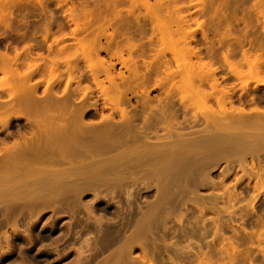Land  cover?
<instances>
[{
    "label": "rangeland",
    "instance_id": "obj_1",
    "mask_svg": "<svg viewBox=\"0 0 264 264\" xmlns=\"http://www.w3.org/2000/svg\"><path fill=\"white\" fill-rule=\"evenodd\" d=\"M17 1L18 0H11L13 4H10V9L8 10L10 17L9 26L5 27L2 23H0V56L6 54L5 56L8 55L9 60H12L10 57L14 58L15 55L21 54V57H15L16 59L14 58L12 62H7V59L6 63L3 65L0 64V70L2 71H0V150L3 149L4 146L10 147L14 143H19L22 141V137H26L28 140V137H34L35 133L39 132L38 124H34V121L36 120L34 116H38L37 118H40V115L42 114L39 112L38 114L35 113L33 108L29 105L25 108V105L27 104H21L22 106H18L16 100L21 97L22 91H19V94L21 95H17L16 93V96L18 97L17 99H13V97L10 98L6 95L9 93L7 91L8 88L11 90L10 87L17 89H20V87L23 89L26 88H24L22 83L26 85L28 82L25 81V79V82L22 81V78L25 76L23 73L32 66H28L29 62H35L34 64L38 63V65L33 66L35 68L37 67L36 71H34V68H31V70L34 69V72L32 71L33 73H30V70V72L28 71L29 73H27L29 77H26L27 75L25 76L26 79L29 78V83L27 86H36L35 88L33 87L34 89L32 87L29 88L31 90L28 89L29 92L31 91L30 94L34 99H38L36 96L39 97L41 95H43V98H46L47 95H53L55 91L58 96L61 95V92L65 95L69 94L72 98L77 95L79 96L75 97L76 99L70 98L73 101L69 102L70 99L67 101L65 95L59 97L54 95L57 97L54 98L57 103L68 102L66 103V106L63 104L64 108L62 105H59L53 106L50 109L51 112L48 114L50 117L55 119V122L57 123L56 125H62V122L65 123L66 119L70 118V115L73 116L72 112L75 113L74 115L82 113L84 115L82 116V121L84 120V126L87 123L86 125L88 127H85L88 129L96 127V133L98 132L99 127L105 124L104 122L103 124H100V122L106 119H110L105 121L106 123H109L110 126L119 128L114 131L115 133H119L120 131L123 132L124 129L120 130V128L122 129L125 126L123 125L125 122H123V119L120 116V113H118L119 111L117 112L116 108L114 109L115 111L112 110L115 105H118L121 109L126 110L125 113L129 118H131L132 123L135 122L134 124L139 126V128L142 126L144 127V124L147 122V128L145 125V128L140 130L135 125L136 128H138V130L135 131L137 134H139V130L140 132L148 133L147 135H149V138L152 136L150 139H152L153 142L155 141L156 136L159 137V135L156 134L160 133L161 138L166 135L165 129L167 127L170 129L175 127L176 132H179L178 134L182 132L184 135H180L185 137L192 135L195 136L196 134L199 135V133L200 135L211 134L208 132L209 129L211 132H213L212 129H214V124L212 125V122L210 123L211 125L207 123V125H210L208 126V129L206 128L207 125L204 123V120L207 122L206 119L209 118L208 116L211 115L212 110L217 108L218 105L215 106L217 103L215 101L214 104L213 101L215 98H217L215 97L217 95L215 92L217 93V91L210 93L211 88L210 86H207L209 85V82H206L211 81L209 76L208 77L210 79L205 76L209 70L205 72L208 66H204V61H207L208 59V61L212 60L213 64H211L212 67L210 68L217 69V71H215V78H217L216 80L220 84L219 87H225L230 91L229 92L227 90L229 93H231V100L233 103L232 105L237 108L242 107L246 112H250L253 106L264 109V0H214V2H212L214 3L213 9L215 7L218 9H216L217 11L214 9L215 12H209L210 10H213V4L210 7V0H208L210 4L207 0H164L165 4L168 2L169 5L163 4L162 0V4L160 5L156 3L157 1L154 2V0H134V3L132 0ZM9 3L7 2V4ZM155 3L159 6L157 10H154L157 7ZM161 5H163V9ZM202 5L204 8L200 9L199 6ZM207 5H209V8L211 9H209ZM1 8L2 7L0 6V10ZM206 8L209 9L207 12L204 11ZM162 10H165L166 12L169 11L170 13H163ZM220 10L221 12L225 10V12H223V14L226 15L225 17L224 15H220L221 12L218 14ZM88 12L92 13V15L88 16L90 14H88ZM152 12L154 18L158 20L159 18H157V16L161 14L160 12L163 13V15H160V17L162 16L160 19L161 22L163 21L162 24H164V26L166 25L165 27H167V30H164L165 27L162 31L160 30L162 29V27L160 28L161 25L158 26L160 21L159 23L156 22L157 25H153L154 27L158 26L157 28H160H155L158 30V33L155 32L156 30H151L154 29L152 28L153 22H150L151 24L149 25V16H152ZM208 12L209 14H207ZM68 13L73 15L69 16ZM96 13H100L101 15L98 14L100 17L96 16ZM165 14H167L166 16L168 18L164 16ZM74 16H76L78 20L76 22L78 23L77 26H74V21L76 20V17L73 20ZM241 17L243 18L240 19ZM210 18L214 24L209 20ZM151 19L152 17L150 20ZM155 21L156 20L154 19V22ZM210 22L217 28H213L214 26L209 24ZM245 22L246 24H243ZM80 23L86 26H84L85 29L84 27L81 28L84 29L82 31L78 28L79 26L82 27ZM136 23H139L138 25L141 23V27L144 25L146 26H144L143 29L140 27L142 30H140V32ZM200 23L202 26H200ZM247 23H249V27H247L246 31L245 29ZM198 26L203 28H199ZM74 27H76V29H74ZM116 27L118 28L116 33L119 32L117 35L115 34ZM112 28H114V34H112L113 37H110L109 35L112 32ZM144 28L149 30L146 31L147 29L144 30ZM226 28L228 29L226 30ZM77 29L80 31V33L78 32L79 34H76ZM73 30H75V32H73ZM150 30L153 31V33L150 32ZM228 30H231L230 34L237 36L239 35L238 37L241 36V38L245 37L247 40H242L244 43H242L243 45L241 44L240 47L237 40H235L236 37L234 38L233 35H230L228 37L231 38H228L226 36L227 33H229ZM243 30L245 31L246 36L241 35ZM165 31H169L171 34L168 32V34H170L168 36ZM48 32L49 34H47ZM224 33H226V35ZM221 34H223V38L224 36L228 38L229 43L227 44L229 47L225 43L227 39L224 38L226 41L221 40ZM202 35L204 38H208V41L204 39ZM205 35L207 37H205ZM43 37L46 38L43 40ZM71 37H74L73 40H71ZM92 37L93 39L98 37V39L96 40L95 38L93 40L91 39ZM238 37L237 39L239 40ZM83 39L84 41H82ZM184 41H188L189 43L191 41L190 45L192 48H194V50L196 49V52L198 51L197 53H200V55L203 57V60L197 57L199 54H197V56L194 55L199 61L194 59V50H191L193 53L187 54L185 50L189 51L190 49H186L187 43L185 44ZM62 42L64 45L61 44ZM248 42H250V45L252 43V46L249 47ZM58 44H61V46ZM129 44H132L134 45L133 47L136 46L137 48L135 47L134 50L131 47L132 45L130 46ZM48 45L49 48L52 46L50 51H47L49 50V48H47ZM57 45L59 49L57 48ZM95 45H97L96 48ZM185 45L186 47H184ZM101 46L104 49H102ZM191 46L189 48H191ZM92 47H94V49L91 50L90 48ZM100 47L101 51L98 50ZM140 50L142 54H140ZM241 50H244L243 52L248 51V53H245L246 55L244 54V56H242L243 52H241ZM55 51H59V53L57 52L56 54ZM117 51L123 52L119 54L123 56L122 59L125 61V63L122 64L124 67L121 65V62L118 63L119 61L117 60H119V58L116 60ZM227 51L233 52L231 53L232 61L230 60L231 63L233 62V66L227 65L228 68L226 65H223L221 60V54H225ZM24 53L25 55H28V53L30 55V58L29 55L27 56L31 60L27 63V67H29L28 69H26V63L21 64L19 62L20 60L21 62H26L28 59L27 57H23ZM52 55H54L53 58ZM58 55L59 59L61 58V60H58V57L56 58ZM132 55L138 56L133 57ZM189 55H192L193 57ZM22 57L25 59V61ZM62 57L65 58V63ZM132 57L135 58V61H133ZM49 58H52L53 60ZM14 60H16L18 64L17 66L14 65ZM50 60L53 63L58 61L61 62L58 63L57 68L55 67L56 70L58 69V78L55 76L58 74H55V69L53 71V75L51 72H48V69H51ZM201 60L203 61V64L199 63ZM131 61L135 63V66L139 64V72L142 73H139V75L145 74V71L147 73L150 71V73H148L150 74L148 78L149 81H147L148 76H146L148 74L146 73L143 75V81L148 83L147 86H144V89V84H141L142 87H140L141 85H138L139 83L136 84V82H134L136 84L132 85V87L134 86V90L137 85L141 88H137L139 91L137 90L138 92L135 91V93L130 90L132 87H128L129 89L126 88L128 83L133 81V79L131 81L130 77H134V74H130L131 76L128 75V73L134 67ZM143 62H148L146 66H149V69L145 70ZM10 63H13L16 68L18 67V71H16V68V70L13 69L14 67L12 64L11 66ZM53 63L52 66L55 65V63ZM129 63L132 64V69L128 72L127 69ZM46 64H48V66L50 64V67L47 68ZM198 64H201V66H199L200 68L198 67ZM111 65L113 67H111ZM125 65L127 66V69H125ZM164 65L168 66V68L174 72L173 73L170 71L174 74L172 75L173 77L168 75L170 77V81H172V85L167 82L169 79L166 80V73L169 71L167 72V67L165 68ZM71 66L74 67L67 71ZM150 66L152 68H150ZM203 66L205 67V69L203 68L204 71L201 68ZM38 67L40 68V72H38ZM136 67L134 69H136ZM231 67H233L234 70ZM230 68L236 73V75H232V72H229L231 70ZM73 69L77 73L74 75V77H77L76 81H79L80 83H78V86H72L73 82L75 81L74 77H72V74H75L74 71H72ZM76 69L79 71V73ZM155 69L158 72L161 71V73H156L157 71L155 72ZM14 70L16 71V75L17 72H23L22 75L24 76H19V73L17 77L22 78H17L14 74ZM45 70H47V73ZM9 72H11L13 75ZM92 72L96 73H93L94 75H92L93 78L95 77L94 80L96 79L95 81L100 84V86L98 85L99 88L96 87L97 83L94 84V82H92V77H89V75L91 76ZM119 73L125 76V78L122 79L126 80V76H129L128 78L130 79L129 82L127 80L123 81L125 82L124 85L122 84L123 86L119 84L120 87L117 86L121 80H119L121 77V74L119 75ZM199 74H203L207 78L206 81H204L205 77L203 78V75L201 76V78L204 79V84L201 83V85H199L201 79L195 77V75L197 76ZM42 75L44 77H42ZM4 76H6L8 80H2L1 77ZM31 76L33 77L31 78ZM14 77L17 79V81L20 79L22 82L20 80L18 82L13 81L15 80L13 79ZM50 78H52V80ZM161 78H163V82L166 80L167 83L164 82V84H170L171 86L167 85L164 87L163 82H159V84L157 81L159 79L161 80ZM46 79H50V81ZM68 80H71V82L73 81L72 84L71 82H68ZM65 83L66 85L68 84L66 87H64ZM155 83H158L159 85L162 84L161 86H163V88L160 86H155ZM198 85L202 88L203 92L208 91L209 94H212V99L214 97L215 98L212 100L210 97H208L207 92V94L205 93L206 96H204L205 94L202 91H199L201 88ZM69 86L70 88L72 87V91L75 92H72ZM121 86L124 87V90H129V92H127V90L125 91L126 93L123 92L126 94L124 98L122 97V92L119 91L121 94L120 95L115 90L117 89L118 91L119 88H122ZM166 87H173L172 91L171 88H169V92L166 93V91L163 90ZM53 88L55 89L53 90ZM63 88H67V90L62 91ZM83 88H88V90L85 89L86 91H83ZM80 89H82V93ZM51 90L54 91L53 94ZM146 90L148 92L147 98L145 96L147 93ZM11 91L14 90L12 89ZM11 91L10 93H14ZM170 91L171 94L166 96V94H169ZM200 92H202L203 95ZM86 93H92L89 95L92 97L87 98L86 95L88 94ZM26 95L30 96L28 94ZM221 95L223 94H218V97H221ZM27 96L25 98H28ZM205 97H208V99L210 98L209 102ZM43 98L41 101H43ZM40 99L41 98L38 100ZM59 99L61 101H59ZM64 99H66V101ZM159 99H161L160 101L162 102V105H164L162 108L166 111H163L161 108L162 105L159 103ZM69 103H71V105ZM181 104L183 105L182 107ZM184 105L186 108H184ZM67 106L69 110H73L69 111L68 108H66ZM209 106L213 107L211 111ZM19 107L22 108L20 109ZM157 107L162 109H160L161 112H158L159 109ZM227 107L229 106L226 104V108ZM27 108L28 110L30 108L31 109L29 111L27 110V112ZM217 110L218 109L213 111L215 112ZM4 111L7 116L5 115ZM65 111L72 114H66ZM207 111H210L211 113ZM162 112L165 113L162 114ZM217 113H219V110L215 113L218 117L219 114L217 115ZM250 114L252 115L253 113L250 112ZM44 115L45 114L42 116L45 117ZM144 115L145 117L147 115L150 119H152V121H149L150 119L146 121L145 119L148 117L145 118ZM154 115H156V117ZM157 115L160 116L157 117ZM164 116L166 118L168 117V120H173L172 122L174 123L172 125L174 127L171 128L172 125L167 126V123L165 122L168 121L166 118L165 121L163 120ZM193 116L196 118H194L195 120L193 119ZM46 117H48V115ZM132 117H135L136 119L133 118V120ZM100 118H102V120H100ZM219 118H221V115ZM3 119L10 120L7 126L3 125ZM141 120L144 124L141 122ZM148 121L151 122L152 125ZM177 121L180 122V124ZM163 122L166 125L163 126L166 128L163 127L162 129L161 125ZM141 124L143 125L141 126ZM210 127L213 128L211 129ZM222 127L223 129L225 128V126L222 124L221 127H218L219 130H216L215 132L216 134L220 133L219 135H223V138L225 137V139L230 135L231 139L233 138L232 140H234L237 134L239 135L242 132V134H244V132L249 134L259 133V129L253 127L252 125H247L244 127L241 125H234L232 127L230 126L228 130H226V128L223 130ZM114 128L111 129L113 130ZM174 129H172V132H174L173 135L176 133ZM168 130L169 129H167V131ZM184 132L188 134H185ZM189 132H191L190 135ZM119 135L116 136L117 138H115V141L117 143L120 141L122 144L117 145L116 142L112 143L113 148H111L109 151L110 147L108 148V143H105L107 141L105 139L106 141L103 143L104 147L103 144L99 145V147H103L101 150H98L100 149L98 148L93 152L89 151V158H91L90 153H92L91 155L95 156V158L97 156V160L99 162L100 159L103 158L102 155L104 154V156H106L108 153H110L111 156H114L116 153H120L122 151H126V149H129L130 146L127 145L128 140L125 143L122 139H120L121 135ZM174 136L176 137V134ZM231 139L229 137L227 138L228 141ZM123 143L126 145H123ZM105 144L107 146H105ZM131 144L133 143H131L130 140L129 145ZM127 146L129 148H127ZM242 147L243 146L240 145L234 146V149H232L233 147H230L235 152L232 150L228 151V153L233 152V154L230 153L231 155L227 156L229 160L226 158L221 162L219 161L218 163L219 159L216 157L218 164L215 162L216 160H214V162L211 163L212 165L210 164L206 169V171L209 172L210 181H207L205 188L202 187L198 190V194L200 195H198L199 198L197 197L196 199L198 200L197 202L200 203V206H205V209L202 211V213L195 209L196 207L194 206H189L188 209L190 211L187 210L185 215H181L177 209L172 217L173 220L168 222V230L164 231V233L166 232L165 236L163 231L160 230L162 227H158L157 230L159 231L156 230L158 234L156 233L155 235L157 242L154 244L153 248L155 249L154 251L152 249L153 254L151 255L153 264H264V145H262L259 150L255 151H247V148ZM230 148L228 147V149ZM105 149H107V151L103 152ZM130 156H128V158L125 159L123 163L120 162V167L131 165L132 163L138 164L139 159L134 157L135 160L132 162L133 155L131 157L132 160L130 159ZM87 158L88 155L86 154V160L88 161L89 158ZM251 160H253L254 163ZM125 161H127L126 163L128 164H126ZM250 161L254 164L253 168ZM97 169L99 168L97 167ZM97 173H99V170H97ZM98 177L99 176H97V179H99L100 184H104L101 185V187L98 184L99 187L96 186L95 191L94 189L84 190V193L81 191V195L79 193L80 199L79 197H76V199H79L78 201H80L81 204L77 203L78 201H76L74 198L75 194L70 192L71 196H69V194L66 198L69 200L73 197V199H70L69 202L65 200L64 203H62L63 205H58V207L57 205L54 207L51 204L49 205V203H45L38 206L33 212H31L29 209H1L0 264H103L104 262H107L106 264H114L115 252L118 249L116 248V244H120V241H117L110 247H106L105 250L104 248H99H102V240L105 238V232L107 229L115 230L121 228V226L125 224V220L129 214L127 207L129 201L126 200L125 190H131L135 200L141 204L142 209H145V203L151 200L154 190L151 189L150 191L149 189H145L146 187H144L143 182L142 186L140 182L145 177H142L143 179H139L138 183L136 182L135 185L127 180L121 182L113 180L116 183H111L107 180H101ZM143 181H145V179ZM208 183L210 184L209 186H207ZM96 192H98L99 197L97 200H94V195ZM68 203L74 205L70 206ZM75 203L77 206H75ZM179 215L183 217H179ZM174 217H177V219H174ZM98 218L101 220V230L98 227L99 224L96 223L97 221L95 220ZM178 219L182 220L181 224L177 223ZM96 224L98 226H96ZM129 229L130 228L126 229L127 234L130 231ZM98 231L101 232L98 234ZM160 231L161 234H163V237L161 236ZM160 236L165 238L162 239ZM113 251L114 253H112ZM139 251L140 250L138 248H135L131 252V256L125 252L126 254H122L123 257L121 256V260H118L120 262H116H118V264H126V262L127 264H146L140 260L141 258L139 256ZM106 257L108 258V261ZM137 257H139L140 262ZM110 260H113L114 262L111 263Z\"/></svg>",
    "mask_w": 264,
    "mask_h": 264
},
{
    "label": "bare ground",
    "instance_id": "obj_2",
    "mask_svg": "<svg viewBox=\"0 0 264 264\" xmlns=\"http://www.w3.org/2000/svg\"><path fill=\"white\" fill-rule=\"evenodd\" d=\"M5 1H7L8 3L10 2V3L7 4V2H5ZM19 1L20 0H18L17 2H19ZM155 1H157L156 3L158 5L162 4V1H163V4H165L164 0H162V1L160 0L161 2L159 0H154V2ZM132 2L134 3V0H132ZM212 2H214V0H210V3L211 4L208 1V3L210 4V7L213 4V6H212V9H213L214 3H212ZM2 3H3V5H2ZM11 3H12L11 0L10 1L9 0H2L1 3H0V6L2 7L1 10H0V23H2L5 27H8L9 26L10 17H9V14H8V10L10 9L9 7H10V4ZM167 4H168V2H166L165 5H167ZM158 5H157L156 9H154V10H157V8L159 7ZM161 6H162V9H163V5H161ZM202 6H199L200 9L201 8L202 9L204 8V6L203 7ZM207 6L209 8V5H207ZM166 7H168V6H166ZM209 9H211V8H209ZM209 9L206 8V10H204V11L207 12ZM214 9H215V11L218 10L217 7H215ZM214 9L213 10H210L209 12H211V11L212 12H215ZM165 10L164 11L162 10L163 13L164 12L165 13H170L169 11L166 12ZM221 10L219 11V13L218 12L217 13L220 14ZM209 12L207 14H209ZM223 12H225V10H223L220 15L221 16L224 15V17H225L226 15L223 14ZM89 13L90 12H88V14ZM160 13L163 15L162 12H160ZM68 14H69V16H72L73 15V14L70 15V13H68ZM98 14H100V13H98ZM98 14L96 13V16L100 17L101 14L100 15H98ZM152 14H153V12L151 13V15ZM161 14H159V16H157V18H159V20L156 19V18H154V15L149 16V25L152 22L154 23V24L152 23V26L153 25H157L156 22L159 23V21H160V23L158 24V26L161 25L160 28L162 27V29L157 28L158 26L157 27L156 26L155 27L153 26L152 28H154V29H151L150 28L153 31L156 30L155 32L158 31L157 29H160L162 31L163 28L166 26V25L164 26V24H162L163 21L161 22V19H160L162 17V16L160 17ZM90 15H92V13H90L88 16H90ZM166 15L167 14H165L164 16H166ZM169 16H170V14H169ZM212 16H213V14H212ZM216 16H217V14H216ZM75 17L76 16H74L73 20L75 19ZM151 17H152V19H151L152 21L150 20ZM210 17H211V15H210ZM242 18L243 17H241L240 19H242ZM154 19L156 20L155 22H154ZM67 20H68V18H67ZM209 20L211 21V18ZM77 21L78 20H77V17H76V20L74 21V26H77V24H78V23H76ZM211 22H213V21H211ZM211 22L209 24H211ZM136 24L138 25L139 23H136ZM209 24H208V26H209ZM213 24H214V22H213ZM213 24H211V25H213ZM243 24H246V22L243 23ZM248 24L249 23H247V25H246V29H245L246 31H247V27H249ZM140 25H141V23H140ZM140 25L137 26V28L139 27L138 28L139 31L141 30L140 29V27H141ZM81 26L82 27L79 26L78 28L81 29L85 25H82L81 24ZM144 26H146V25H144ZM144 26H142L141 28L143 29ZM200 26H202V24ZM200 26H198V27L199 28H203V27H200ZM85 27H84V29H85ZM215 27L216 26H214L213 28H215ZM155 28H157V29H155ZM74 29H76V27H74ZM84 29H81V31L84 30ZM113 29L114 28H112V32L110 33V35L108 34L110 37L112 36V34H114V32H113L114 30ZM117 29L118 28L116 27V29H115V34L116 35L119 33V32L116 33V30ZM146 29L144 28V30H146ZM227 29L228 28H226V30ZM148 30L149 29H147L146 31H148ZM151 30H150V32L153 33V31H151ZM164 30H167V27H165ZM214 30H216V29H214ZM230 31L231 30H228L229 33H227L225 31L227 33V35H226V33H224V34L227 37L230 36V35H233L234 38L236 37L235 40H237L238 44L241 47V44L244 43V42H242V40L245 41L247 39L245 37L244 38H241V36L238 37L239 35L237 36V35H234V34H230L231 33ZM73 32H75V30H73ZM78 32L80 33V31L77 29L76 30V34H79ZM168 32L169 31H167L166 34H168ZM243 32H241V35L244 36L246 33H245L244 30H243ZM202 33H204V32H202ZM47 34H49V32ZM159 34H160V32H159ZM170 34H168V36ZM203 35H202V37L204 38ZM222 35L223 34H221V37H222ZM102 36H103V34H102ZM98 37H95L96 40L98 39ZM205 37H207V36L205 35ZM227 37L224 36V38L227 39V41L224 40L223 37L221 38V40L226 41L225 43L228 46V44H227V43H229L228 38H231V37H228V38ZM237 37L239 38V40L237 39ZM44 38H46V37H43V40H44ZM73 38L71 37V40H73ZM75 39H74V42H75ZM91 39H93V37ZM204 39H206L208 41V38H204ZM235 40H234V42H235ZM59 41H63V40H59ZM82 41H84V39ZM64 43H65V41H64ZM186 43H187V48L186 49H190L189 51L188 50H185L187 52V54L188 53H193V52H191V50H194V48H192V46L190 45L191 44V41H190V43L188 41H186L185 44ZM188 43H189V46H188ZM249 43L250 42H248L249 47L252 46V43H251V45ZM61 44L64 45L63 42ZM61 44L60 45L58 44V45L61 46ZM99 44H100V42H99ZM58 45H57V48H58ZM127 45H126V47H127ZM129 45L131 46L132 44H129ZM239 45H237V46H239ZM96 46L97 45H95V48H96ZM130 46H128V47L129 48L132 47L133 49L136 47V46L133 47L134 45H132L131 47ZM190 46H191V48H189ZM230 46H231V42H230ZM51 47L49 48V45H48L47 48H49V50H47V51H50L51 50ZM101 47L98 50L101 51ZM184 47H186V45ZM90 49L92 50V49H94V47H92ZM102 49H104V48L102 47ZM96 51H97V49H96ZM243 51L244 50H241V52H243ZM57 52L59 53V51H55L56 54H57ZM117 52H116V55L119 56V57H117L115 54L114 55L116 56V60H117V58H119V60H117V61H119L118 63L121 62V65H122V64L125 63V61L122 59L123 56L120 55L122 51H120L118 53ZM140 52H141V50H140ZM197 52H196V49H195L194 50V53L195 54L193 53V56L194 55L197 56V54H199L197 57H199V58L202 59L203 57L200 55V53H197ZM229 52L227 51V53H225V54L223 53L224 55L221 54L222 55V57H221L222 58L221 59L222 60V63H223V65H226V67H227V65H230L231 66L232 63H233V62L232 63L230 62V60L232 59L231 58L232 57L231 53H233V52H231V51H229ZM245 53L247 54L248 51L247 52H243V55L242 56H244ZM140 54H142V52ZM140 54H138V55H140ZM3 55L0 56V60H1V63L0 64L1 65H3L4 63H6V60L7 59H8L7 62H12V60L15 57L16 58H19L18 56H20L21 54L20 55H18V54L15 55L14 58L13 57H10V58H12V60L11 59L9 60L8 55L7 56H5L6 54H3ZM28 55H29V53H28ZM28 55H25V53H24V56L23 57L25 58ZM98 55H99V53H98ZM138 55H136V56H133L132 55V56L133 57H137ZM53 56L54 55H52V58H53ZM130 56H131V54H130ZM189 56L193 57L192 55H189ZM197 57L195 58V56H194V59L196 61H199V60H197ZM24 58H23V60L25 61ZM29 58H30V55H29ZM52 58H49V59H52ZM56 58L58 60H61V58L59 59V55L56 56ZM62 59H63V61L65 63L66 62L65 61V58L62 57ZM134 59L135 58H133V61H135ZM261 59H262V57H261ZM27 60H26V62H23V61L21 62V60L19 61L21 64L22 63H26L25 64L26 65V69L29 68V67H27V63L29 61H31L30 59L28 61ZM136 60H137V58H136ZM208 60L207 61H204L205 62V65L204 66H208L207 68H209V69L206 68L205 72H207V70H209V71L207 72L208 74L207 73L205 74V76L206 77L209 76L211 78V81H206L207 78L203 74H199L197 76L195 75V77H197L198 79H201L199 85H201V83H203L204 81L209 82L208 83L209 85H207V86L208 87L210 86V88H211V89L209 88L211 90L210 93L217 91V93L215 92V94H217V95L216 96L213 95V96H215L217 98L214 97L215 100H213L214 98L212 99V94H209L208 91L204 90V91H206L208 93V97H210L214 101V104H215V101H216L217 104H215V106L218 105V107L215 108V109H213V107L209 106L210 111L212 109L213 110H216V109L219 110V113H217V115L219 114L218 117L215 114L218 110L215 111V112L212 110V113L210 111H207V112H210L212 116L211 115L208 116L209 118L206 119L207 122L204 120V123L206 125H207V123L210 124L211 122H212L211 123L212 125L214 124L213 125L214 129H212L213 127H210L213 132H211V130L208 127L211 124L210 125H207V127H206V128L209 129V132L208 133H211V134H203V135L201 134L200 135V133H199V135L196 134L195 136L192 135V136H189V137H185V136H183L184 134L182 132L180 134H183V135H180V134H178L179 132L178 133L176 132V128L172 125L174 123V122H172L173 120L169 119V120H171V121H169L168 120V117L166 118L164 116V118H163L164 121H165V118H166L168 122H171V123L165 122V123H167V126H169V125L171 126L172 125L171 128L172 127L175 128V129L174 128H172V129L175 130L176 137L174 136L175 134L173 135L174 132H172L173 131L172 129H170L168 127L166 128V127L163 126V125H165L164 122H163L161 126H162V129H163V127L166 128L165 129L166 130V135H164V137L161 138L160 137V133L156 134V135H159V137L156 136L155 141L153 142L152 139H150V138H152V136L149 138V135H147L148 133L140 132V130L142 128H145V125H146L147 122L144 124L142 120L145 119V118H147L148 117L147 115H146V117L144 115L145 118H143L141 120V122L144 124V127L142 126L143 124H141L142 127L139 128V126H137L136 124H134L135 122L132 123L131 118H129L128 115L125 113L126 112L125 109H124L125 110L124 111L123 109L120 108V106L115 105L117 107L114 106V108L112 110H114L116 108L117 112L119 111L118 113H120V116L122 117L123 122H125V123H123V125H125V126L122 129L120 128V130H123L124 129L123 130L124 134L121 131H120L121 133L119 132L120 135H121V138L120 139H122L125 143L128 140V144L127 145L130 146V148L127 146V148H129V149H126V151H122L120 153H116L114 156H111L110 153H108L109 156L106 155L107 156L106 157V156H104L105 155L104 154V155H102V157H103L102 159L99 158L100 159L99 162L97 160L98 159L97 156L95 158V156H92L91 155L92 153H90V157L91 158H89V154H88L89 151L90 152H93L94 150H97L98 148H100L98 150H101V148L104 147V144L103 143L106 140L107 141L105 143H108V148L110 147L109 148V151H110V149L113 148L112 143L116 142L115 141L116 140L115 138H117L116 136L119 135V133H117V132L115 133L114 131L117 130V129H119V128H116V127L114 128L113 126H110L109 123H106L105 122L106 120H110V119H106V120L103 121L102 118H100V120H102L100 122V124L101 123L103 124V122L105 124H103L101 127L98 126L99 127V130L97 129L98 130L97 133H99V134H97L96 131H95V128L96 127L95 128H91V129H88L87 128L88 126L86 125L87 124L86 122H85L86 123L85 126H87V127L84 126V124H83L84 123L83 122L84 120L82 121V116H84V115L82 113H81L82 115L81 114L74 115L75 114L74 112H72L73 113V116L70 115L72 113H69L68 112L69 115H70L69 116L70 118L66 119V122L65 123L62 122V125H56L57 123L55 122V119L52 118V117H50L49 114H48V113L51 112L50 109L53 106H59V105H62L63 106V104H64V106H66L67 105L66 103H68V102H64V100L66 101V99H67V101H68V99H70L72 97L69 94H66L65 95L64 93L61 92V95H59V96L65 95L66 97L65 96L64 97L66 99L63 100L64 103H62V102L57 103L56 100H54V98H57L56 96H58V94H56V91L54 92V91L51 90L52 94L54 92L53 95H51V94L50 95H47L46 98H43V95H41L39 97L36 96V98H38V99L41 98V99L40 100L34 99L33 96L30 94L31 91L29 92V90H31L29 88L30 87H32V88L34 87L35 88L36 86H31V85L27 86L28 83H29V78L26 79V77H29V75H27V73L30 72L31 68H34L35 70L34 69L33 70L36 71V68L37 67L35 68L33 66L38 65V63L37 64H34L35 62L34 63L33 62H29L28 63V66L29 65H32L31 68H29L24 73L22 72L23 74H25V76L26 75L27 76L25 77L24 75H22V73L19 72L20 73L19 76H21V75L24 76L22 78V77H17V75L19 74L18 72H17V75H16V71H18V67L16 68L15 66H17L18 64H17L16 60H14V62H15L14 65L15 66L13 65V63H10V65L11 64L13 65V67H14L13 69H15V68L17 69V70L15 69L16 71L14 70V74L16 75L17 78H22V81H24V79H25V81L28 82V83L26 82L27 83L26 85L24 83H22V85L24 86V88L26 87L27 89L26 88L23 89V88L20 87V89H22V90H20V89L14 88V87H10V89L11 90L13 89L14 91L9 90V88H8L7 91L9 92L8 93L9 95L8 94H6V95L8 97H10V98L13 97V99L14 98L17 99L18 97L16 96V93L18 95L19 94V91L20 92L22 91V95L19 94V95H21V97H19L18 100H16L18 106H20L21 104H23V105L24 104H27V105H25V108L29 105L30 107L33 108V111L35 113L38 114V112H39L42 115L45 114L44 115L45 117H43L42 115H40V118H37L38 116L37 117L34 116V118H36V120L34 121V124H38V126H39V132H37L38 131L37 130L36 131L37 133H35V135L32 134V135H34V137L33 136L32 137L30 136V137H28V140H27L26 137H22L21 138L22 141H20L19 143L18 142L17 143H14L10 147L9 146H7V147L4 146V148L0 150V210L1 209H8V208H16V209H29L31 212H33V211L36 210V208L38 206L43 205L45 203H49V205L51 204L54 207L57 205V207H58V205L59 206L60 205H63L62 203H64V201L67 200L66 197L70 194V192H73L75 194V195L74 194H72V195H74V198L76 199V197H79V193L81 195V193L84 190L94 189V191H95L96 186L99 187V185H100V187H101V185H103L104 183L103 184H100L99 179H97V176H99L98 178H100L101 180H107L108 182H111V183L112 182L113 183H116L115 181L121 182V181L127 180V181L131 182L133 185H135L136 182L138 183L139 179H143L142 177H145L144 179H145L146 182L143 181L144 180L143 179L142 181L140 180L141 181L140 183L142 184V182H143L144 187H146L145 189H149L150 191H151V189L154 190L153 191L154 194L152 193L153 195H152L151 200L147 201V203H145L146 204L145 207H144L145 209H142L141 204H139L135 200V198H134L133 193L131 192V190H129V189L127 191L125 190V192H126L125 193L126 194V200L129 201V204L127 205L128 210H129V214H128V216L126 214L127 218H126V220L124 219L125 220V224L123 226H121V228H118V229H115V230L107 229L106 232H105V238L102 240L103 242L100 241V242L103 243L102 248H99V249H103L104 248V250H105L106 247H110L111 245L115 244L117 241H120V244L118 243L119 246H118V244H116L117 245L116 248H118V249L117 250L115 249L116 250L115 256H114V258H115L114 261L115 262L113 260H110L111 263L114 262V264L115 263L118 264V262H120L118 260H121V258L123 257L122 254L125 255L127 253L128 255H130V254H132L131 252L135 248H138L140 250L139 251L140 252V255L139 256L141 258L140 260H142L146 264H153V260H152L151 255L153 254L152 252L155 249V248H153L154 247V244H155V242H157L156 241L157 239H156L155 235L157 233L156 230L158 229V227L159 226L162 227L160 230H162L163 233H164V231H167L168 230L167 229L168 222L170 220H173L172 217H173V215H174V213H175V211L177 209L179 210V213L181 215H183V214L185 215V213H186L187 210L190 211L188 209L189 206L196 207L195 209L199 210L201 213H202V211H204L205 206L204 205H203L204 207L202 205L200 206L199 205L200 203H198L197 202L198 200H196V199H197L198 195H200V194H198L199 193L198 190L200 188H202V187L205 188L207 181H210L209 172H207L206 169L208 168V166L211 163L214 162V160H216V157L219 159L218 160V163H219V161L221 162L222 160L226 159L228 155H231V154H233V152H235V151L232 150V149H234V146H239L240 145V146H243V147L247 148V151L248 150L255 151V150H259L262 147V145H264V109H261L259 107L253 106L252 109L250 110V112L253 113L251 115L250 112H246L242 107L241 108H237L234 105H232L233 103H232V100H231L232 99L231 98V93H229L230 91L228 89H226L225 87H224L225 89L222 86L219 87L220 84H219V82H217V80H216L217 78H215V73H216L215 71H217V69L216 68H212L211 69L210 67H212L211 66L212 60H210V61H208ZM133 61H131V63L134 66L133 69H132V64L131 63L128 64L130 66V67L128 66V69L126 68L127 66L125 65V69H127L128 72L131 69L133 70V71L131 70L128 73L129 76H131V75L134 74L133 75L134 77H132V76L130 77L131 81L133 79L132 82H129V80H130L128 78L129 76H126L127 77L126 80L129 83H133V84H129L128 83V86L127 85H125V86H127L126 88L129 89L128 87L131 88L132 85L135 84L134 82H136V84L139 83L138 85L144 84L143 85V89H144L145 88L144 86H147L148 83H145L143 81L144 80V78H143L144 76L143 75H145L147 72L145 71V74L139 75V73L142 74L141 72H139V68H138L139 67V64L136 65L137 66L136 67L135 66V63ZM201 61L199 63H202L203 64V61L202 62ZM209 62H211V63H209ZM260 62H262V61H260ZM30 63H32V64H30ZM50 63H51V69L52 70L51 69L50 70L48 69V72H51L52 75H53L54 74V72H53L54 69L56 70L58 63H61V62H59V61L56 62V63L54 62L55 63V65H53L54 67L52 66V63L53 62L51 60H50ZM144 63L145 62H143V65H144L145 70L149 69V66L148 67L146 66V64L148 62L145 63V64ZM46 65H47V68L50 67V64H49V66H48V64H46ZM112 65H111V67L114 66V65L113 66ZM199 66H201V64L200 65L198 64V67ZM204 66L201 67L202 70H203V68L205 69ZM73 67L71 66L70 68H68L67 71H69V69L71 70ZM135 67H136V69H134ZM164 67L165 68L167 67L166 68L167 69V72L169 71L168 73H166V80L169 79L167 82H169L171 84L172 81H170V77L169 76L174 75L173 74L174 72L171 71L168 68V66H165L164 65ZM150 68H152V67L150 66ZM231 68H233V67H231ZM38 69H37L38 72H40V68L39 67H38ZM161 69H163V68H161ZM2 70H3V68H2ZM33 70H31L30 73H33L34 72ZM57 70L55 71V74L58 73ZM231 70L229 72L230 73L232 72L231 73L232 75L233 74L236 75V73L233 72L234 68H233L232 71ZM72 71H74V69ZM152 71H151V73H152ZM156 71L157 70L155 69V72ZM170 71L173 72V73H171ZM45 72L47 73V70H45ZM77 72L79 73L78 70H77ZM159 72L161 73V71H159ZM159 72L157 71L156 73H159ZM9 73L12 74L11 72H9ZM74 73L75 74H72L73 76L71 75L72 77H74V75L77 74L75 71H74ZM93 73L94 72H92L91 73V76L89 75V77L90 78L92 77L91 79L94 80L95 77L93 78V75L96 74V73H94V74ZM148 73H150V71ZM170 73H171V75H170ZM200 73H202V72H200ZM35 74H36V72H35ZM35 74H33V75H35ZM120 74L121 73H119V75ZM7 75H9V74H7ZM149 75L150 74L146 75V76H148L147 79L149 78ZM55 76H57V78H58L59 73L57 75H55ZM120 76L121 77L119 78V80L120 79L121 80L120 81L118 80L119 83L117 81V83H118L117 86H119V84H121V85L123 84L124 85L125 82H123V81H126L125 79H122V78H125V76L123 74H121ZM198 76H200V77H198ZM201 76L203 78L205 77V80L203 78H201ZM32 77L33 76H31V78ZM42 77H44V76L42 75ZM116 77H118V76H116ZM1 78H2V80H4V79L6 80L7 79L6 76L1 77ZM76 78L74 77V79H75L74 82L77 83V84H75L72 81L73 82V85L72 86H75V85L78 86L79 81H76ZM13 79H15V77ZM50 79L52 80V78H50ZM50 79H46V80L50 81ZM53 79H55V78H53ZM116 79H118V78H116ZM134 79H135V81H134ZM71 80L70 81L68 80V82H71ZM93 80H92V82H94V84L97 83L96 84V87H98V85L100 86V84H98V82L95 81L96 79L94 81ZM166 80L164 82H166ZM13 81H17V79H15ZM147 81H149V79ZM72 82H71V84H72ZM121 82H123V83H121ZM157 82L158 83L159 82L162 83L163 82V78H161V80L159 79ZM164 82H163V85L165 87L168 84H166L167 82L164 84ZM158 83H155L154 85L155 86H160L161 88H163V86H161L162 84L159 85L160 83L159 84ZM261 83H262V81H261ZM67 85L65 83V86L64 87H66ZM138 85L135 88V90L133 89L134 86L130 90L133 93H135V91H137V90L139 91V89H137V88L142 87V85L140 87H138ZM18 86H20V85H18ZM46 87H49V86H46ZM50 88H52V87H50ZM69 88H70V86H69ZM122 88H123V90H122ZM122 88L121 89L119 88L118 91H117V89H115V90L119 94H120V92L123 93V92H125L127 90V89L124 90V87H122ZM169 88H171V91H172V88L173 87H169ZM169 88L166 87L163 90L166 91V93H168L169 90H170ZM1 89H3V88H1ZM54 89L55 88H53V90ZM83 89H84L83 91L88 90V88L87 89L86 88H83ZM64 90H67V88L66 89L63 88L62 91H64ZM72 90L73 89H71V91ZM7 91H6V93H7ZM10 91L11 92H14V93H10ZM25 91H27V92H25ZM46 91H48V90H46ZM49 91H50V89H49ZM80 91L82 93V89H80ZM171 91H170L169 94H166V96L167 95H170L171 94ZM199 91H202L203 92L202 88H201V90L199 89ZM72 92H75V91H72ZM88 92H90V91H88ZM127 92H129V90H127ZM146 92H147V90H146ZM202 92H200L202 95H203V93L204 94L206 93V92H203V93ZM76 93H78V92H76ZM221 93L223 94V95H221V97L223 96L222 98L221 97H218V94H221ZM26 94L30 95L31 97L30 96H27ZM86 94H88V93H86ZM91 94L86 95L87 98L92 97V96H89ZM147 94H148V92L145 95L146 98H147ZM206 94L204 96H206ZM12 95H15L16 97L15 96H12ZM24 95H26L28 98H25L26 96L23 97ZM54 95H56V96H54ZM77 96H75V97H77ZM124 96H126V94L123 93L122 94V97L124 98ZM75 97H73V98H75ZM208 97H205V98L209 102L210 98L208 99ZM42 98H43V101H41ZM83 99H84V97H83ZM160 100L161 99H159V101ZM18 101H19L20 104L18 103ZM30 101H32V102H30ZM59 101H61V100L59 99ZM70 101H73V100L70 99L69 102ZM85 102H86V99H85ZM87 102H88V99H87ZM60 103H62V104H60ZM159 103H161V105H162V102L161 101ZM69 104L71 105V103H69ZM69 104H68V106H69ZM226 104L229 107L226 108ZM64 106H63V108H64ZM68 106L66 108H68ZM163 106L164 105H162L161 108ZM182 106L183 105L181 104V107ZM19 108L21 109L22 107H19ZM184 108H186L185 105H184ZM158 109H156V110H158ZM160 109L158 110V112L160 111ZM27 110H28V108L26 109V111ZM68 110H69V108H68ZM71 110H73V109H71ZM71 110H69V111H71ZM75 110H77V109H75ZM67 111H65L66 114H68ZM163 111H166V110L163 109ZM65 112H64V114H65ZM158 112H156V113H158ZM4 113H5V111H4ZM156 113H154V114H156ZM163 113H165V112H162V114ZM46 114L48 115V117H46L47 116ZM214 114H215V116H214ZM5 115H6V113H5ZM220 115H221V118H219ZM18 116H21V115H18ZM41 116H42V118H41ZM61 116H62V114H61ZM154 116L156 117V115H154ZM158 116H160V115H157V117ZM161 117H162V115H161ZM5 118H7V117H5ZM133 118L136 119L135 117H132V119ZM194 118L195 117L193 116V119ZM8 119H6V120L3 119V125L4 126H7L8 125V123L10 121ZM148 119H150V118L148 117L145 120L147 121ZM124 120H126V121H124ZM145 120H144V122H145ZM149 121H152V119H150ZM219 121L221 123V126H222V124H223V126H225L226 130H228L230 126L232 127L234 125H241L242 127L247 126V125H252L253 127L259 129V133H257V134H249L247 132L246 133L244 132V134H242L243 132L242 133L240 132L241 134H239V135L237 134L236 138L234 137L235 138L234 140H232L233 138L231 139V136L229 135L228 137L231 140L228 141L227 140L228 137L225 139V137L223 138V135H219L220 133L219 134H216V132H215L216 130L217 131L219 130L218 127H221ZM149 123L151 124V122H149ZM178 123L180 124V122H178ZM135 125L140 129L139 130V134H137V132H136L138 130V128H136ZM138 125H140V124H138ZM111 128H114V129L112 130ZM146 128H147V125H146ZM215 128H217V129H215ZM225 128L223 129V127H222L223 130H225ZM167 129H169V130L167 131ZM165 130H164V133H165ZM147 131H144V132H147ZM177 131H180V130H177ZM149 133H150V131H149ZM213 133H215V134H213ZM185 134H188V133H185ZM190 134H191V132H189V135ZM194 134H195V132H194ZM97 138H100V139H97ZM130 140H131V143H133V144H131L132 146L129 145V141ZM101 144H103V147H99V145H101ZM119 144H122V143H120V141H118L117 145H119ZM123 145H126V144L123 143ZM105 146H107V145L105 144ZM228 147L229 148L230 147H233V148L232 149L231 148L228 149ZM107 149H105V151H103V152H106ZM231 150L233 152L232 153L231 152L228 153V151H231ZM86 154L88 155V158L91 159V160H89L88 158H87L88 161L86 160ZM132 155H133V157H132ZM99 156H100V154H99ZM128 156H130V159L131 160L133 158V161L132 162H134V160H135L134 157H136L137 159H139L138 160V164L137 163H132L131 165H127V166L120 167V162L123 163V161L125 159H127ZM251 161L253 162V160H251ZM251 161H250V163H251ZM126 162L127 161H125V163ZM215 162L217 163V160ZM97 163H98L99 166L97 165ZM216 163H214V164H216ZM253 163H251L252 168L254 167L253 166L254 165ZM126 164H128V163H126ZM129 164H130V162H129ZM97 167L99 169H97ZM97 170H99V173H97ZM109 180H111V181H109ZM113 180H115V181H113ZM209 183H208L207 186L210 185ZM143 184H142V186H143ZM96 193L94 195V198H95L94 200H97L98 197H99L98 196V192H96ZM69 196H71V194ZM72 199H73V197H72ZM75 199H74V201H75ZM79 199H80V197H79ZM79 199H76V201H78ZM69 200H67V201L69 202ZM77 203H80L81 204L80 201H78ZM69 205L70 206H73L74 204H72V205L69 204ZM75 206H77V204ZM89 211H91V210H89ZM179 217H183V216H180L179 215ZM174 219H177V217H174ZM180 219H178V222L176 220V222L178 224L179 223L180 224L182 223V220H180ZM95 220L97 221L96 223L99 224V226L97 224H96V226H98L99 229H100L101 228V226H100L101 225V222H100L101 220H99V218L98 219H95ZM120 221H122V220H120ZM98 227H96V228H98ZM127 228H130L129 229L130 231H129L128 234L126 233V229ZM157 231H159V230H157ZM99 232H101V231H98V234H99ZM165 233H164V236H165ZM160 234H161V231H160ZM161 236L163 237V234H161ZM161 236H160V238H162ZM164 238H162V239H164ZM152 249H153V251H152ZM112 253H114V251ZM149 254H150V256H149ZM137 258L139 260V257H137ZM125 260H127V259H125ZM131 260H132V258H131ZM140 260H139V262H140ZM105 261H106V259H105ZM107 261H108V258H107ZM116 261H118V262H116ZM135 262H136V258H135ZM106 263L104 262L103 264H106ZM126 264H127V262H126Z\"/></svg>",
    "mask_w": 264,
    "mask_h": 264
}]
</instances>
